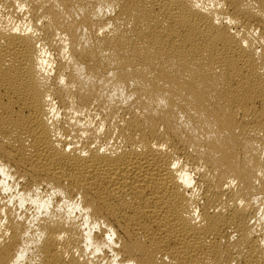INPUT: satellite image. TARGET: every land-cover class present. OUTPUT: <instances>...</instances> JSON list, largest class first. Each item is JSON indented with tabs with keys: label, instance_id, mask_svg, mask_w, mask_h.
Here are the masks:
<instances>
[{
	"label": "bare ground",
	"instance_id": "bare-ground-1",
	"mask_svg": "<svg viewBox=\"0 0 264 264\" xmlns=\"http://www.w3.org/2000/svg\"><path fill=\"white\" fill-rule=\"evenodd\" d=\"M0 264H264V0H0Z\"/></svg>",
	"mask_w": 264,
	"mask_h": 264
}]
</instances>
